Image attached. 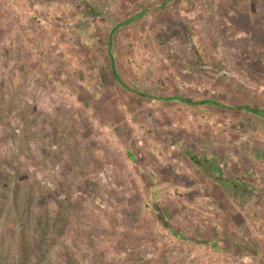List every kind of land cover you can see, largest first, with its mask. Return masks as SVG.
I'll return each mask as SVG.
<instances>
[{
	"label": "rangeland",
	"instance_id": "374dc122",
	"mask_svg": "<svg viewBox=\"0 0 264 264\" xmlns=\"http://www.w3.org/2000/svg\"><path fill=\"white\" fill-rule=\"evenodd\" d=\"M236 104L264 109V0H0V264H264Z\"/></svg>",
	"mask_w": 264,
	"mask_h": 264
},
{
	"label": "trees",
	"instance_id": "16d2710c",
	"mask_svg": "<svg viewBox=\"0 0 264 264\" xmlns=\"http://www.w3.org/2000/svg\"><path fill=\"white\" fill-rule=\"evenodd\" d=\"M138 93V92H137ZM143 94V93H141ZM179 99H181V101L183 102H186V103H189V99L185 98V97H179ZM206 101H209L211 103H217L215 100L213 99H210V100H202L200 101L199 103H205ZM229 108H232V109H249L250 111L256 113V114H259V115H262V117L264 118V109L258 107V106H251V105H239V104H236V105H227ZM130 157L132 158V155L130 154ZM194 159V158H193ZM252 195V194H251ZM163 211L165 212V214H167L168 216H170L169 214V211L167 208H164Z\"/></svg>",
	"mask_w": 264,
	"mask_h": 264
}]
</instances>
